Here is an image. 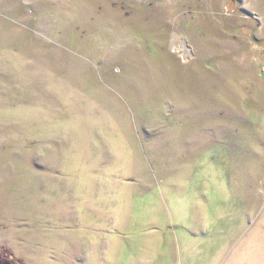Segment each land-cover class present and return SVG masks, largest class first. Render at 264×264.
Masks as SVG:
<instances>
[{
  "label": "rangeland",
  "instance_id": "obj_1",
  "mask_svg": "<svg viewBox=\"0 0 264 264\" xmlns=\"http://www.w3.org/2000/svg\"><path fill=\"white\" fill-rule=\"evenodd\" d=\"M0 264H264V0H0Z\"/></svg>",
  "mask_w": 264,
  "mask_h": 264
}]
</instances>
